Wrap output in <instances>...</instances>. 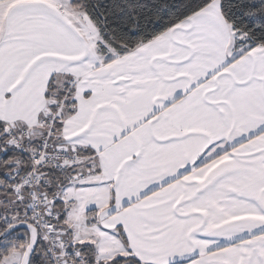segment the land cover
<instances>
[{"label": "snow or ice", "instance_id": "snow-or-ice-1", "mask_svg": "<svg viewBox=\"0 0 264 264\" xmlns=\"http://www.w3.org/2000/svg\"><path fill=\"white\" fill-rule=\"evenodd\" d=\"M0 264H264V0H0Z\"/></svg>", "mask_w": 264, "mask_h": 264}]
</instances>
